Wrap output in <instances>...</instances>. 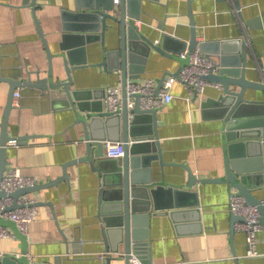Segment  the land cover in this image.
I'll return each instance as SVG.
<instances>
[{
	"label": "crops",
	"instance_id": "obj_1",
	"mask_svg": "<svg viewBox=\"0 0 264 264\" xmlns=\"http://www.w3.org/2000/svg\"><path fill=\"white\" fill-rule=\"evenodd\" d=\"M21 1L0 0V56H13L22 67L39 69L44 77L48 66L44 44L37 32L32 6L23 5ZM73 1L36 0L35 15L52 53L58 52L59 37L64 33L61 11L73 8ZM128 1L130 13L140 7L136 27L142 36L154 42H160L163 35L172 40L188 41L187 0ZM238 1L237 12L236 0H192L197 40L245 41L247 77L259 81V68L264 71V0ZM119 3H114L116 12ZM119 38L117 30L108 31L104 50L116 49ZM236 44L231 42L230 50ZM85 46L88 64L81 70L71 71L74 83L70 88L103 90L106 86H120L119 72L109 73L94 66L103 58L101 40ZM171 50L181 49L172 46ZM149 54L143 65L144 72L132 81L144 82L151 78L158 83L164 75L175 73L179 68V60L172 56L153 49ZM53 63L55 77L64 78L66 74L59 60L55 58ZM8 89V84L0 81V122ZM218 91L208 85L201 95L192 94L174 82L173 98L157 111V132L164 163H152L148 174L151 181L162 182L167 187L185 185L188 176L183 165L197 178L225 179L222 122L211 110L203 114L200 105L208 97H215ZM253 92L257 100L264 99L263 90ZM46 103L35 105L26 101L21 104L19 98V105H13L7 125L12 137L32 135L25 143L8 147V166H17L22 175L39 183L61 175L62 165L84 151L83 126L75 122L73 113L60 105V99L53 104ZM67 174V181L28 194L40 203L36 206V219L29 225L26 235L27 257L39 264H102L106 252L97 214L99 178L88 163L69 166ZM252 174L255 185L252 192L257 200H262L264 170ZM230 189L225 182L195 184L190 188L185 185L182 190L187 192L189 202L197 206L170 210L171 213L177 211L175 217L163 210L151 215L143 227L148 242L143 253L138 255L153 264H264V221L257 236V254L250 255L246 233L234 227L231 234ZM20 249L21 241L16 237L0 240V251L6 254L17 256ZM112 264H125L124 258Z\"/></svg>",
	"mask_w": 264,
	"mask_h": 264
},
{
	"label": "water",
	"instance_id": "obj_2",
	"mask_svg": "<svg viewBox=\"0 0 264 264\" xmlns=\"http://www.w3.org/2000/svg\"><path fill=\"white\" fill-rule=\"evenodd\" d=\"M114 0H74L73 8H63L61 21L63 31L59 37L58 52L50 51L47 39L44 38L39 22L35 15L36 0H22L21 4H30L33 8V18L39 38L42 40L48 59L46 76L42 77L39 69L22 67L13 56H0V81L9 86L8 98L3 109L0 122V183L7 163V143L18 141L25 143L31 136H10L8 134V118L12 112L13 92L19 88L21 104L41 102L53 104L60 99V105L70 110L76 123L83 126L84 151L79 157L67 160L62 165V173L58 177L44 183H35L32 187L15 190L10 196L14 204L9 210L15 209L17 199L22 194H30L36 190L51 188L62 181L68 180L67 169L80 163H88L91 170L99 178L97 214L102 231V242L106 255L102 264H112L124 258L125 264H130V255L143 253L148 242L147 231L143 228L151 215L163 210L174 216L181 207L197 206L190 203L183 187L209 182H225L230 188L240 192L247 202L256 205L264 221V206L260 205L252 192L255 188L252 178L254 172L264 170V99L257 100L253 91H264V71L259 68L261 80L255 81L247 77L248 53L246 42L233 39L216 41L197 40L195 19L191 10L192 0H187V16L190 19V37L187 42L163 35L157 42L142 36L135 25L139 18V8L130 13L128 0H119L118 12L114 10ZM221 1V0H218ZM240 8L236 0L237 12ZM239 16V14H238ZM241 17V16H240ZM243 26V18L241 17ZM117 30L119 44L116 49H105L106 33ZM101 40L103 58L94 66L106 72L120 74L122 90V109L118 113H111L103 108L102 89H74L71 71L81 70L87 66V57L84 55L86 44ZM159 42V43H158ZM172 42V43H171ZM237 43L230 50V43ZM239 45V46H238ZM177 46L178 52L171 47ZM198 48L218 69L217 73L206 76L211 82L220 83L222 89L213 98L201 101L200 105L205 114L211 110L215 118L222 122L223 151L225 157V179H200L192 170L183 165L187 171V184L167 187L164 183H155L148 177L152 163L159 161L162 165V149L157 132L158 109L143 110L139 107V95L134 96L133 109H128L126 103L125 84L128 79L140 77L144 72V63L152 49L167 57L179 60V68L173 75L178 76L180 69L187 64L176 54L183 50ZM231 52V53H230ZM58 59L64 69V78L54 75L53 59ZM162 78L156 89L159 90ZM46 103V104H48ZM132 118L129 119V114ZM105 141L120 142L123 145V155L120 160L105 158ZM257 187V186H256ZM231 190V189H230ZM5 193L0 189V197ZM35 202L34 205H39ZM51 206V205H50ZM54 215V214H53ZM55 216V215H54ZM243 221L242 217L232 215L231 234L234 233V223ZM0 224L7 227L12 234L21 241L19 255L6 254L0 258V264H39L27 257V236L18 231L14 222L0 218ZM123 250V252H122ZM50 264V263H45ZM53 264H60L53 262Z\"/></svg>",
	"mask_w": 264,
	"mask_h": 264
},
{
	"label": "built area",
	"instance_id": "obj_3",
	"mask_svg": "<svg viewBox=\"0 0 264 264\" xmlns=\"http://www.w3.org/2000/svg\"><path fill=\"white\" fill-rule=\"evenodd\" d=\"M113 2L115 4L119 3L118 0H114ZM135 25H138L136 21ZM179 58L181 60H187V64L180 69L178 76L173 75V73L164 75L159 90L156 89L158 83L151 78H146L144 82H134L131 79L126 81V103L129 110L134 108V96L136 94L139 95L138 103L141 109H161L173 98L171 91L174 82H178L188 92L198 95H201L208 85L220 90L222 89L220 83L211 82L206 79V76L217 73L218 69L198 48L183 50L180 52ZM103 90V108L111 113L121 111L123 108L121 84L120 86H106ZM19 91V88H17L13 92L14 99L12 106L19 105V98L21 96ZM132 116L130 113L129 119ZM17 145L18 141L16 140L7 143V146L10 147ZM123 145L124 143L122 141H105V157L120 159L123 155ZM35 183H37L36 180L22 175L17 166H7L0 183V189L5 193V196L0 197V218L14 222L18 231L25 235H27L29 225L34 222L37 216V207L34 205L35 200L29 198L28 194H22L17 199L18 206L15 209L9 210L8 208L14 204V199H12L10 194L19 188L32 187ZM229 192L228 210L233 215L242 217L243 219V221H236L234 227L236 230L246 233V241L249 245L248 254L256 255L255 246L257 245V236L262 230L259 209H257L256 205L247 202L243 195L236 189H231ZM260 205L264 206V198L260 200ZM4 238H15V235L7 227L0 224V240ZM5 255V252L0 251V258ZM129 263L153 264L145 263L133 254L130 255Z\"/></svg>",
	"mask_w": 264,
	"mask_h": 264
},
{
	"label": "bare ground",
	"instance_id": "obj_4",
	"mask_svg": "<svg viewBox=\"0 0 264 264\" xmlns=\"http://www.w3.org/2000/svg\"><path fill=\"white\" fill-rule=\"evenodd\" d=\"M122 157V156H121Z\"/></svg>",
	"mask_w": 264,
	"mask_h": 264
}]
</instances>
